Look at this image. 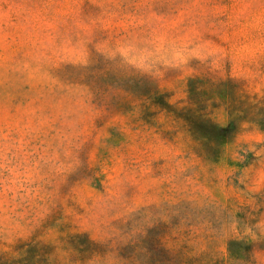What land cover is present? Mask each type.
Instances as JSON below:
<instances>
[{"label":"rangeland","instance_id":"obj_1","mask_svg":"<svg viewBox=\"0 0 264 264\" xmlns=\"http://www.w3.org/2000/svg\"><path fill=\"white\" fill-rule=\"evenodd\" d=\"M0 264H264V0H0Z\"/></svg>","mask_w":264,"mask_h":264}]
</instances>
